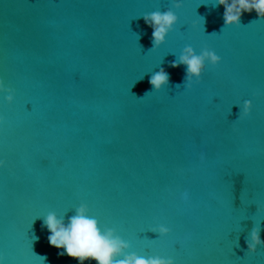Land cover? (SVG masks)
Here are the masks:
<instances>
[{"label": "water", "instance_id": "water-1", "mask_svg": "<svg viewBox=\"0 0 264 264\" xmlns=\"http://www.w3.org/2000/svg\"><path fill=\"white\" fill-rule=\"evenodd\" d=\"M215 2L0 0V264H80L43 217L81 204L129 253L264 264L245 242L254 226L264 240V19L224 28ZM169 8L178 23L150 50L143 15ZM186 46L221 58L190 89L170 67ZM160 68L169 84L153 91Z\"/></svg>", "mask_w": 264, "mask_h": 264}, {"label": "clouds", "instance_id": "clouds-1", "mask_svg": "<svg viewBox=\"0 0 264 264\" xmlns=\"http://www.w3.org/2000/svg\"><path fill=\"white\" fill-rule=\"evenodd\" d=\"M217 5H222L225 9L223 15L224 28L240 25L241 16L244 12L255 10L258 16L264 19V0H216L214 6ZM173 6L179 9L182 4L175 2ZM143 19L153 29L152 48L150 50L158 49L163 45L167 35L174 30L178 23V16L171 8L165 11L158 10L147 13L143 15ZM220 61L221 58L215 51L205 48L200 54H196L191 46H186L180 56L171 62L170 67L186 66L184 85L190 89L194 80L196 83L200 82L206 63L215 67ZM169 79V74L160 68L159 71L151 75L149 83L153 91H159L169 84ZM3 86L4 83L0 80V90L3 89ZM9 93L6 100L11 104L14 99L13 90L9 89ZM240 109L238 119L249 116L252 102L250 100L244 101ZM4 165L5 161L0 160V167ZM88 213V206L81 204L75 209L74 214L67 219V222H65V217H58L54 212L43 217V226L50 233L48 242L51 246L63 250L60 255L66 254L70 258L78 260L80 264H85V261H95L96 264H175L172 258L144 257L135 252L129 253V242L122 239L114 228H101L99 221ZM150 231L158 233L161 237L168 235L170 230L161 225ZM260 233L261 229L258 226H254L250 230L245 238L246 252L255 253L258 246L264 245ZM42 258L46 259L45 257Z\"/></svg>", "mask_w": 264, "mask_h": 264}]
</instances>
